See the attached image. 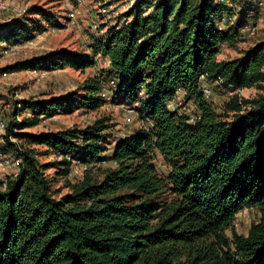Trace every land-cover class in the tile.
Returning <instances> with one entry per match:
<instances>
[{
  "label": "trees",
  "instance_id": "1",
  "mask_svg": "<svg viewBox=\"0 0 264 264\" xmlns=\"http://www.w3.org/2000/svg\"><path fill=\"white\" fill-rule=\"evenodd\" d=\"M228 1L233 6L136 0L124 14L129 21L95 42L107 70L85 78L76 96L23 102L32 118L13 119L2 137L1 150L20 162L15 176L0 178V264H264V41L217 60L257 8V0ZM236 5L243 14L231 24ZM34 14L47 19L42 9ZM31 30L16 19L0 29V43H20ZM57 56L2 71L84 70L95 63L86 54ZM213 83L257 94L232 93L218 112L204 93ZM180 90L196 106L192 122L171 107ZM109 97L121 98L149 126L114 138L106 117L82 128L24 130L61 111H94ZM12 138L60 159L41 162L37 150ZM155 152L169 167L166 177L151 159ZM75 159L87 165L83 178L56 196L46 170L67 177ZM245 208L257 211V220L245 235L228 238L226 228Z\"/></svg>",
  "mask_w": 264,
  "mask_h": 264
},
{
  "label": "rangeland",
  "instance_id": "2",
  "mask_svg": "<svg viewBox=\"0 0 264 264\" xmlns=\"http://www.w3.org/2000/svg\"><path fill=\"white\" fill-rule=\"evenodd\" d=\"M246 0H242L245 2ZM135 0H0V29L6 27L14 20L27 21L32 34L24 38L20 43H0V120L7 126L13 119L19 121L32 118V112L28 109H22L23 102H30L51 97H58L69 94L76 96L81 93V84L87 77L97 76L99 70L108 69L109 61L96 51L95 42L99 39H106L109 30L117 29L122 26L129 17L124 16L128 12ZM2 5V6H1ZM42 9L47 14L44 19L35 10ZM104 8L105 13L99 9ZM235 18H240L241 7L236 5ZM73 14L71 16L70 14ZM254 13V14H253ZM249 21L257 26L256 33L252 37L242 35L237 38L233 44H223L216 58L219 61H226L236 58L241 53L255 43L264 41V4L254 10ZM253 17V18H252ZM78 53L86 54L95 63L93 66L84 70H76L72 67L54 68L48 67L37 70H22L13 72H3V68L14 64L17 61L29 59L31 57H43L49 59L54 57L58 60V54ZM49 63V62H47ZM214 83L208 87L211 92L207 100L211 101L218 112L221 111V105L227 96L237 93L243 98H251L257 94L255 88H243L238 90H225L223 88H214ZM119 97L107 100L105 104L94 111L75 110L73 112L58 113L51 117L40 118L38 124L24 129L28 132L56 131L66 128H82L97 118L106 117L111 124V138L127 136L137 130L139 127H148L147 121L142 120L138 113L128 105L121 104ZM171 104L184 116H193L196 114V106L193 100L184 98V92L180 90L177 98ZM128 104V103H125ZM134 108V107H133ZM5 126V129H6ZM5 132V131H4ZM3 133H0V152L3 143ZM22 147H32L38 152V159L41 162H56L59 160L55 153L47 151V148L41 145H28L23 140L11 139ZM45 152V153H44ZM4 153V152H3ZM6 155L13 157L11 154ZM151 159L159 175L166 177L169 167L163 161L158 152L151 155ZM2 158L0 157V161ZM77 159L71 164V171L81 169L76 164ZM103 167L113 165L111 162H104ZM7 167L11 164L0 165V178L14 176L11 173L6 174ZM55 170L49 168L47 174L53 178L52 188L56 191V196L70 191L72 184L78 183L83 178L82 170L72 171L67 177H62ZM96 173V169L91 170ZM258 218V213L254 209L245 208L239 211L233 222L225 230L228 238L235 232L245 235L252 222Z\"/></svg>",
  "mask_w": 264,
  "mask_h": 264
},
{
  "label": "built area",
  "instance_id": "3",
  "mask_svg": "<svg viewBox=\"0 0 264 264\" xmlns=\"http://www.w3.org/2000/svg\"><path fill=\"white\" fill-rule=\"evenodd\" d=\"M131 1H133V0H131ZM136 1V0H135ZM217 2H220V3H223V4H227V5H229V6H233L231 3H230V1H228V0H216ZM264 4V0H257L256 1V5H257V8H258V6H262ZM2 6V5H1ZM99 11L101 12H103V13H105V9L104 8H100L99 9ZM71 16H73V14L71 13L70 14ZM130 19V18H129ZM223 19V21H224V18H222ZM229 19V22L231 23V24H233L234 23V20H233V18H228ZM129 21V20H128ZM128 21H126L125 23H127ZM124 23V24H125ZM256 30H257V26H256V24L255 23H252L251 21H247V22H245V24L242 26V28H241V33L243 34V35H245L246 37H252L255 33H256ZM110 83H113V81L111 80L110 81ZM204 93H205V95H208L209 94V90L208 89H206V88H204ZM194 118H195V116L193 115V116H189V121L190 122H192L193 120H194ZM5 123L3 122V121H1L0 120V133H3L4 131H5ZM0 157L2 158V160L0 161V165H9V164H11L12 166H14V171H12L11 172V174L12 175H16L17 174V169H16V167L19 165V162H20V160H19V158H17V157H10V156H8V155H6L5 153H3V152H0ZM76 164H78V165H80L81 166V169L80 170H78V169H74V170H72V171H74V172H78V171H81L82 170V173H83V171L87 168V165L86 164H83V163H81L79 160H77V162H76ZM71 171V172H72Z\"/></svg>",
  "mask_w": 264,
  "mask_h": 264
},
{
  "label": "crops",
  "instance_id": "4",
  "mask_svg": "<svg viewBox=\"0 0 264 264\" xmlns=\"http://www.w3.org/2000/svg\"><path fill=\"white\" fill-rule=\"evenodd\" d=\"M12 170H13V169H12L11 167H9V168L7 167V169H6V174H7V173H8V174L11 173Z\"/></svg>",
  "mask_w": 264,
  "mask_h": 264
}]
</instances>
